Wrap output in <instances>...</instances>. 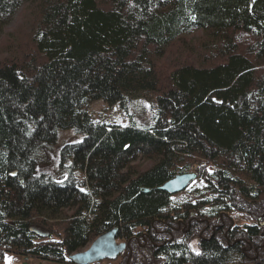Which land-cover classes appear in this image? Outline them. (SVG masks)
I'll return each mask as SVG.
<instances>
[{
    "label": "trees",
    "instance_id": "trees-1",
    "mask_svg": "<svg viewBox=\"0 0 264 264\" xmlns=\"http://www.w3.org/2000/svg\"><path fill=\"white\" fill-rule=\"evenodd\" d=\"M24 1L0 0V30ZM32 2L33 46L0 62V264L8 252L72 264L71 253L110 228L129 241L131 264H249L241 248L250 236L264 264V0ZM194 28L216 37L212 55L223 60L184 63L163 80L154 55ZM141 91L155 96L149 125L95 122L88 112L95 99L111 105ZM67 129L82 138L65 144L69 177L58 180L39 154ZM137 155L150 164L136 169ZM195 160L208 193L173 203L159 186ZM207 203L258 220L196 251L177 222L203 217Z\"/></svg>",
    "mask_w": 264,
    "mask_h": 264
},
{
    "label": "rangeland",
    "instance_id": "rangeland-1",
    "mask_svg": "<svg viewBox=\"0 0 264 264\" xmlns=\"http://www.w3.org/2000/svg\"><path fill=\"white\" fill-rule=\"evenodd\" d=\"M36 3L32 0L24 1L11 15L9 21L0 30V62L7 57H22L26 51H30L33 46L32 42V30L34 29L35 15L37 11L35 8ZM235 35V34H234ZM234 37V36H233ZM216 37H212L209 31L202 28H194L191 31L179 35L174 39L169 46L164 50V54L160 57L154 55L153 60L156 62L157 69L160 77L165 80L168 73L184 63H193L195 65L211 66L223 60L221 55H212L213 50L216 48ZM239 48H243L240 43ZM156 57V60H155ZM160 94V92L158 91ZM157 94V93H156ZM155 96L154 92L141 91L139 93L132 94L129 99H124L121 102L109 104L103 99H95L88 106V112L93 121L95 122H109L119 123L122 125L138 124L149 125L155 121L158 117L157 109L154 106ZM82 136L75 133L74 130H60L58 138L55 143L44 145L39 154V165L42 170H47L51 176L55 179H66L69 177L67 171V164H69V158L62 159V150L66 143H74L76 140L81 139ZM132 164L136 169L145 168L150 164V161L140 155L132 161ZM207 164V163H206ZM66 166V167H65ZM199 167V161L195 160L190 163V171L196 172ZM209 167V163L207 164ZM73 176L79 181L83 182L84 175L80 170H72ZM191 180L190 184L183 190L172 193L171 200L173 203H182L185 200H190L192 203L198 200L199 192H207L204 188L206 183L202 176ZM202 193V194H203ZM208 193V192H207ZM209 207V208H208ZM212 209L207 203L200 207L201 213H208ZM72 208H64L63 214H71ZM230 220L226 219V224L234 223V228H240L243 224L256 223L258 219L252 216L251 212L242 209H230ZM209 219L214 218L212 213L205 214ZM63 216V215H61ZM264 221V217L261 218ZM58 221V220H56ZM52 225L55 228L56 233L53 235L54 239L60 237L59 228L55 224V218H51ZM212 222V221H211ZM216 223V222H215ZM264 226V225H263ZM61 232V231H60ZM118 240L128 242V245L124 252L118 254L115 258H105L96 261L91 264H122V260L125 259V263L131 264V248L129 241L126 238L118 237ZM90 243V242H89ZM88 243V244H89ZM190 245L197 249L196 243H190ZM87 246V245H86ZM84 247L80 250H83ZM126 252V253H125ZM138 257L142 256V251H139ZM128 254V255H127ZM3 264H22L26 261L27 264H70L60 263L54 260L40 259L36 257H23L17 252H8L5 254ZM135 261L138 264H147L150 259H142ZM137 257L135 258V260ZM259 259V257H258ZM248 262L250 259H246ZM155 264V260H151ZM255 262V261H253Z\"/></svg>",
    "mask_w": 264,
    "mask_h": 264
},
{
    "label": "water",
    "instance_id": "water-1",
    "mask_svg": "<svg viewBox=\"0 0 264 264\" xmlns=\"http://www.w3.org/2000/svg\"><path fill=\"white\" fill-rule=\"evenodd\" d=\"M195 178L194 172L178 173L159 188L175 193L183 190ZM148 190L149 188H145V191ZM127 245L126 241L118 242L117 229L110 228L97 235L83 250L71 253L69 258L74 264H90L101 259L117 257L118 254L124 252ZM22 264H27V262L23 261Z\"/></svg>",
    "mask_w": 264,
    "mask_h": 264
},
{
    "label": "flooded vegetation",
    "instance_id": "flooded-vegetation-1",
    "mask_svg": "<svg viewBox=\"0 0 264 264\" xmlns=\"http://www.w3.org/2000/svg\"><path fill=\"white\" fill-rule=\"evenodd\" d=\"M208 213H209V215L211 214L210 210L208 211ZM208 213H206V214H208ZM212 216L214 218H211V219H209L205 214L203 217H199V216H197L195 211H191V214L189 215V218L187 219V221H185L183 219H178L177 226H180L179 229L181 230V232H179V234L182 233L180 235V240L184 239L189 246H191L190 243H192V242L196 243L197 249H195V250L200 251L201 240H205V239H208V237H213V236L217 237L218 234H220L219 233L220 230H223L224 234L226 236V235H228L229 231H231L235 226L234 223H231V221H230V224H226V219L230 220L229 214L222 216L221 213H219V212L215 213V211H213ZM263 217H264V215H263ZM202 220H205V225L203 227H201ZM196 223H198V225L199 224L200 225L199 226L196 225V227H194V224H196ZM260 224H263V221H260ZM145 239H142V242L140 240L137 241L139 247H142V246H144V244H147ZM236 240H238V239H236ZM235 242H237V241H235ZM240 242H242V241H240ZM252 243H255V240H253L250 236L249 240L243 241V244H242L243 246L241 248V251H243L246 254V258L250 259L249 261H252L249 264H254V263L256 264L257 262H259V259H258V257L260 256L259 247H258V245H253ZM232 247H233V245H232ZM235 247H236V245H235ZM251 247H252V250L250 249ZM234 251H235V248H234ZM136 257L139 259L138 256H136ZM253 261H255V262H253Z\"/></svg>",
    "mask_w": 264,
    "mask_h": 264
},
{
    "label": "bare ground",
    "instance_id": "bare-ground-1",
    "mask_svg": "<svg viewBox=\"0 0 264 264\" xmlns=\"http://www.w3.org/2000/svg\"><path fill=\"white\" fill-rule=\"evenodd\" d=\"M86 247V246H85ZM102 260V259H101ZM99 261V260H98ZM72 262V261H71ZM96 262V261H95ZM94 263V262H93ZM72 264H74L73 262H72ZM91 264V263H90Z\"/></svg>",
    "mask_w": 264,
    "mask_h": 264
}]
</instances>
